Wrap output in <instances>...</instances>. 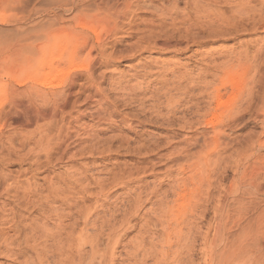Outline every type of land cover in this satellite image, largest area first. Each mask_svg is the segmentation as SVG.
<instances>
[{"label": "rangeland", "instance_id": "374dc122", "mask_svg": "<svg viewBox=\"0 0 264 264\" xmlns=\"http://www.w3.org/2000/svg\"><path fill=\"white\" fill-rule=\"evenodd\" d=\"M9 1L0 0V13L2 14V18L0 17V101L3 102V107L8 109L11 105L10 87L13 85L20 89L28 86L43 89L48 92L50 99L54 98L50 94L51 92H58L59 99L57 102H62L64 97L67 99L63 109L58 110L57 116L41 130H36L34 125H27V123H16L13 115L0 118V231L5 232L6 237L13 236L14 230L10 228L11 223L17 214L26 213L22 210L23 208L19 207L21 199L14 192L16 189L15 182H18L21 187H27L30 183L31 188H36V186L46 184L49 179H60L66 174L77 177L83 170H87L86 174L90 179H111L109 177L113 174L118 176L121 174L129 175V178L124 179L130 180L120 183H126L127 187H121L118 184L111 189L107 203L103 208L104 212L99 210L103 213L102 216L106 217L109 214L106 211L107 208H113L115 204L120 205L124 200L130 199L132 195L128 190L133 188L138 180L141 181L143 187H148L147 197L141 205L143 207L142 209L139 208V210L141 209L140 214L143 212L151 214L157 210H162L167 203H171L172 199V195L167 192V196H164V191L169 190L180 176L178 162L175 158L178 149L184 144L183 140L187 136L186 139L190 141L194 138L193 133H208L209 129L199 126H194L191 129L180 127L179 117H193L192 108H186L184 104L189 105L190 102L197 100L195 97L183 98L181 96L180 102L175 103L176 105L172 110L174 114L170 113V115L165 106V100H161L163 97L159 98L160 101H154L149 96L154 95L152 92L155 89H160L165 85V78L167 82L171 83L186 73L193 77L204 69H210L215 62H219L238 51L247 50L249 54H252L264 44V30L262 28H258L256 31L239 30L237 33L227 34V36L226 34L208 36L199 29L217 25V15L210 14L206 17L196 10L191 0H178V11L176 10L171 14L165 9L169 0ZM206 1L212 0H199L197 8L208 7L209 5L206 3L209 2ZM224 1L227 3H223ZM224 1L213 0V5L209 4L212 9H216V12L229 15L235 3L248 4L250 2V6H254V8L255 5L258 7L260 3V0ZM123 2L130 4V9L126 11V15L123 12ZM115 7L119 8L118 14H115L119 18L116 21V23L118 22L117 28L115 27L116 31L109 33L112 25L109 10L113 12ZM184 8L186 12H183L185 11ZM164 11L166 15L163 14ZM63 16L64 20H62ZM77 18L79 20H76ZM171 23H176L175 25L179 26L178 32L180 34H184L186 29L191 30L190 37L179 41L175 49L138 50L139 47L146 44L144 40L149 38L148 31L159 28L161 30L159 35L161 37L166 36V33L171 32ZM224 24L228 26V23ZM57 26L68 27L67 30L70 31L69 35L71 36L69 39H71L68 41L66 39L65 49L57 47L55 40H61L59 37L63 36L58 34V37H54L52 41L51 49L48 51L45 48L44 50L45 52L48 51L47 53L51 56H58L59 52H62L59 61L57 60L54 65L56 76L49 80L54 85L59 81L63 83L58 87L33 83L29 80V76H32L34 69L33 73L37 72L39 77L47 70L45 64L40 63L36 67L38 59L36 47L46 32L52 31L51 29L54 31V27ZM57 29L58 27L55 31ZM73 29L79 34L84 33L88 38L87 42L89 43L85 49H81L83 48L82 39ZM193 39L194 42L190 41ZM186 40L189 41L186 42ZM74 42L77 44L72 45ZM97 42L102 45L100 48L102 53H98L100 50ZM89 45H93L95 50L92 49L93 52L91 51L90 56L86 54ZM71 46L75 51L73 61L70 63L72 66L66 56V51ZM17 47L20 48V51L22 50L19 51L20 55L17 52ZM99 54L101 55L98 56ZM92 55L97 57L96 60L95 58H92L94 61L90 60ZM258 62L256 79L258 78L260 81L254 87V90H258V94L254 96L253 101L250 100L249 108L251 110L241 111L242 114L226 130L225 134L228 136L226 140L230 142L229 149L225 152L226 156L238 149L239 146H244L248 139L264 141V116L258 110V106L263 103L264 94L263 52L259 54ZM85 64L90 66L85 70L90 72L89 78L82 68L76 67ZM74 73L80 75L75 83L72 80L73 77H76ZM207 80H211V77L207 76ZM185 82L182 83L185 85ZM156 93L158 92L156 91ZM191 93L194 96L196 91L193 90ZM235 93V89L227 87L224 97L226 105L241 104L245 106L244 101H236ZM176 96L178 97V95H174L175 98H177ZM36 99L35 104L40 106V97ZM198 99H200L198 101H202L201 105L203 106L205 104L204 99ZM153 103L161 105L154 108L159 110L162 118H155L156 114H160L152 108ZM223 110L211 109L208 117L212 114H220ZM217 111L218 113H216ZM153 113L155 114L152 115ZM39 141L43 145L47 143L49 147L47 153L40 150ZM92 141L96 142L98 151L97 149L92 153H87L88 149H86L87 151H80L82 146L90 145ZM141 143L145 146H142ZM100 151L102 152L99 153ZM260 152L264 153V148ZM259 179L261 183L260 192L264 195V175ZM33 182L35 183L33 184ZM151 188L157 189L154 196L148 194ZM20 191L19 188L17 193L20 194ZM160 198H162L161 201ZM91 200L88 199L85 204H90ZM259 207H264V200L260 201ZM115 208H117L116 205ZM93 219H97V216H91L90 220ZM142 222L139 218L132 219L131 223L137 224V227L128 230V236L122 238L120 245L124 249L119 247L120 253L118 251L119 256L115 259L116 264H120L122 263L121 260H124L125 249L127 248L125 244L136 234L135 230ZM92 230V226L89 225L87 232L90 233ZM160 232L161 228L158 225L153 237L154 241L158 240ZM172 237L174 238V235ZM3 244L5 243H2L0 239V264H21V258L17 254L11 255L12 253L6 250ZM13 247L15 244L11 246L12 249ZM14 252L17 253L16 250ZM126 261L124 260V263ZM147 262L150 263L151 260Z\"/></svg>", "mask_w": 264, "mask_h": 264}, {"label": "bare ground", "instance_id": "6f19581e", "mask_svg": "<svg viewBox=\"0 0 264 264\" xmlns=\"http://www.w3.org/2000/svg\"><path fill=\"white\" fill-rule=\"evenodd\" d=\"M198 1L191 0L198 12L206 17L210 14L217 15V25L199 29L208 36L223 34L227 36V34H234L239 30L256 31L258 28L264 30V0H260L259 6L255 5V8L250 6V2L249 5L243 2L238 4L233 2L235 5L233 4L234 7L230 10L229 15H223V13L216 12V9H212L210 4L213 5V0L206 1L210 3H206L209 5L208 7L198 9ZM184 2L187 3V1ZM96 5L95 9L97 10L98 5ZM116 7L112 8L113 12L109 10L111 7L107 9L110 12V19H112L109 33L116 31L117 28L118 22L116 23V21L119 18L115 14H118L119 8ZM129 9L130 4L125 2L123 6L125 15ZM165 9L169 14L174 13L178 9V0H169ZM163 14L166 15V12L164 11ZM80 16L82 17V14ZM81 17L79 18L81 19ZM64 19L63 16L62 20ZM224 23H228V26ZM175 24H170L171 32L166 33L167 35L163 37L159 35L161 33L159 28L148 31L149 38L144 40L146 44L139 47L138 50L177 48L178 42L188 39L192 31L186 29L184 34H180L179 26ZM57 27L58 29L55 31ZM57 27H54V31L51 29L52 31L46 32L36 47L38 52L36 67L40 63L45 64L47 70L39 77L37 72L33 73L34 69L32 76H29V80L33 83L49 87H58L63 83L59 81L54 85L49 80L56 76L54 65L62 56V52H59L58 56H51L47 53L51 49L54 37H58V34L63 35L59 37L61 40L56 41V39L55 42L57 47L64 49L66 48V39L67 41L71 39H69L71 36L69 35L70 31L67 30L68 27ZM74 31L76 32V30ZM79 35L83 42L81 49H85L89 43L87 42L88 38L84 33ZM190 41L194 42V39ZM99 43L97 42V46L100 50L102 45ZM73 44H77V42ZM72 47L66 51L69 64L75 55ZM45 48L48 50L47 52H45ZM92 49L94 50L93 45H89L86 52L88 56L91 55ZM19 51L20 48L17 49V52ZM261 52L264 53V44L252 54L243 50L229 55L223 60L215 62L212 69H204L193 77L186 73L171 83L167 82L165 78V85L160 89H155L152 92L154 95L150 94L149 97H152L154 101H160L159 98L163 97L161 100H165L163 101L169 114H174L172 110L181 96L183 98L195 97L197 100L190 102L189 105L184 104V107L192 108L193 117H179L180 127L191 129L194 126H199L209 129L208 133H193L194 138L190 140V137V141L186 139L187 136L183 140L184 144L178 149L175 158L178 162L180 176L169 190L164 191V196L169 193L172 195V199L171 203H167L162 210L151 214L147 212L140 214L143 207L141 205L147 197L148 187H143L141 181L138 180L136 185L128 190L132 197L124 200L120 205L115 204L117 207L115 209V205L113 208H107L106 211L109 214L106 217L102 216L111 189L130 180L124 179L129 178V175L125 176L124 174L120 176L113 174L109 177L111 179H90L86 174L87 170H83L77 177L66 174L60 179H49L46 184L36 186V188H31L30 183L27 187H21L18 182H15L14 192L21 199L19 207L23 208L22 210L26 213L20 212L11 223L10 228L14 230L13 236L6 237L5 232L0 231V239L2 243H5L3 244L4 248L10 251L11 255L17 254L21 258V264H116L115 259L119 256L118 251L120 253L119 247L124 249L120 245L121 240L124 236H128V230L137 227V224L131 223L132 219L139 218L143 221L142 224L136 228V234L131 237L132 239L125 244L127 248L124 260L127 261L124 263L122 259L120 264H264V207H259L260 201L264 200V195L260 192L259 179L264 175V153L260 152L264 148V141L248 139L244 146H239L228 156L225 155L230 146V142L226 140L228 137L225 134L226 130L242 114L241 111L251 110L249 108L250 100L253 101L254 96L258 94V90H254V87L260 81V79H256V69ZM46 53L47 59L44 56ZM92 58L96 60L97 57L93 56L90 60H93ZM70 65L72 66V64ZM88 65L76 67L85 71L90 67ZM74 68L73 70H76ZM85 72L89 78L90 72ZM74 76L76 77H73L72 80L75 83L80 75L75 74ZM207 76H210L211 80H207ZM89 81L91 82L90 79ZM183 81H186L185 85L182 83ZM92 82L94 83V80ZM227 87L235 89L236 101L242 100L246 105L227 104V106L224 99ZM10 89L11 105L6 109L3 107V102L0 101V118L13 115L16 123L34 125L36 130H41L55 118L58 110L63 109L67 99L64 97L62 102H57L58 92H51L50 94L54 98L50 99L48 92L32 86L20 89L13 85ZM193 90L196 91L194 96L191 93ZM22 94H24L23 97ZM174 95H178V97L175 98ZM38 97L41 99L40 106L35 104ZM198 98L204 99L203 106L201 105L202 101H198L200 100ZM155 105L152 108L160 104ZM211 109L224 110L220 114H212L208 117ZM258 110L264 116V94L263 103L258 106ZM154 111L160 114H156V119L162 118V114L157 108H154ZM154 111L152 110V112ZM39 142L40 150L47 153L49 150L47 143L43 145L41 141ZM141 145L145 146L143 143ZM123 148L125 149V147ZM95 149L99 150L96 142L92 141L90 145L82 146L80 151L85 150L87 153H92ZM119 186L127 187V184ZM19 188L20 194L17 193ZM156 192V188H151L148 194L154 196ZM88 199H92V202L85 204ZM91 216H97L99 220H90ZM89 225L93 228L90 233L87 232ZM158 225L161 232L158 240L154 241L153 237ZM14 244L15 247L12 249L11 246ZM148 260L151 262L148 263Z\"/></svg>", "mask_w": 264, "mask_h": 264}]
</instances>
